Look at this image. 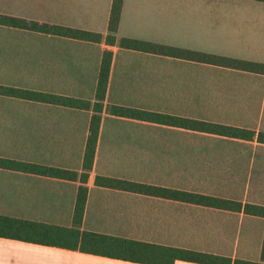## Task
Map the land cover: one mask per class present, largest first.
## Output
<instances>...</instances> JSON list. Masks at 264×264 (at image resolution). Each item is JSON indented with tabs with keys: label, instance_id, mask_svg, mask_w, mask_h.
<instances>
[{
	"label": "crops",
	"instance_id": "1",
	"mask_svg": "<svg viewBox=\"0 0 264 264\" xmlns=\"http://www.w3.org/2000/svg\"><path fill=\"white\" fill-rule=\"evenodd\" d=\"M252 1L237 3L241 12L234 16L228 13L227 7L225 12L219 9L228 3L226 0H123L90 170L84 169V156L107 44L0 24V85L70 96L91 103L90 108L69 107L0 94V215L260 260L264 229L256 257L236 251L228 253L225 251L229 245L226 238L212 239L211 230L193 229L195 220L180 216L170 220L159 216V211L174 206L235 213L243 219L264 221V217L96 182L97 176H103L204 193L243 204L264 205L259 200L260 193H253L249 199L222 194L229 179L227 174L232 170L221 157L223 155L208 156L210 163L206 166L187 164L197 154L194 141L197 138L248 142L263 149L264 144L258 143L256 137L252 140L230 138L118 116L109 110L113 105H121L235 125L254 130L256 134L264 131V74L126 49L119 43L122 37H129L264 63V2ZM112 2L0 0V14L106 35ZM49 111L57 112L59 117L53 120L48 116ZM6 124L21 126L25 132L18 131L15 135L4 128ZM41 125L53 132L51 142H40ZM148 127L159 130L149 134ZM76 129H80V133H74ZM177 158L183 162L177 165ZM4 160L9 161V165H2ZM26 164L69 171L60 177L26 170ZM213 164L217 165L213 167ZM210 181H219L218 189L208 187L206 182ZM251 182L250 175L243 180L246 196ZM81 189L86 191L85 205L81 222L75 224ZM236 244V240L231 243ZM0 264L148 263L110 253L0 236ZM174 264L203 263L177 259Z\"/></svg>",
	"mask_w": 264,
	"mask_h": 264
},
{
	"label": "trees",
	"instance_id": "2",
	"mask_svg": "<svg viewBox=\"0 0 264 264\" xmlns=\"http://www.w3.org/2000/svg\"><path fill=\"white\" fill-rule=\"evenodd\" d=\"M256 1L264 2V0ZM122 5L123 0H113L108 22V34L106 35L87 29L43 23L0 14V24L2 25L18 27L21 29H29L33 31L47 32L83 41L97 43L105 42L107 44V47L104 48L101 60L97 86L98 101L93 106L95 113L91 119L90 134L86 144L84 156V169L88 170L92 168L95 158L101 112L104 108L102 101L105 98L107 90L108 78L114 52L113 45H115L117 42V30L120 21ZM119 43L121 47L126 49L150 52L195 62L210 63L213 65L264 74L263 62L185 49L172 45H165L129 37H122ZM0 94L24 100H39L69 107L90 108L91 106L90 101L87 100L31 90L24 87L0 85ZM109 110L118 116L140 119L230 138L252 140L256 137L258 143L264 144V131H259L258 134H256L254 130L240 128L235 125L187 118L121 105H113L109 108ZM8 162L9 161L7 160L2 161V165H9ZM25 169L49 173L51 175L60 177L66 176L65 173L69 171L43 165H32L28 167L27 164ZM96 182L103 186L159 196L161 198L176 200L184 203L211 206L233 211H243L246 214L264 217V205L260 204H253L249 202L243 204L241 201L225 199L204 193L103 176H97ZM85 195V189H81L79 191V198L77 201L74 217L75 224L81 222L85 205ZM0 236L25 239L32 242L66 247L70 249L110 253L121 256L125 259L148 264H174L177 259L203 264H264V237L261 258L258 261H252L195 249L177 247L173 245L137 241L79 229L75 230L62 226L50 225L3 215H0Z\"/></svg>",
	"mask_w": 264,
	"mask_h": 264
},
{
	"label": "rangeland",
	"instance_id": "3",
	"mask_svg": "<svg viewBox=\"0 0 264 264\" xmlns=\"http://www.w3.org/2000/svg\"><path fill=\"white\" fill-rule=\"evenodd\" d=\"M228 3L224 6L219 7L221 11H226L225 7L228 8V13L238 16L241 10L236 6L239 2H254L252 0H226ZM233 5L237 8L234 9ZM215 4H212L214 7ZM48 116L53 118V120L59 117V114L55 111H49ZM40 128L41 135L39 137L40 142H51L53 137V132L50 128H45L43 125ZM54 126V124H53ZM21 126H16L12 124H6V130L11 131L16 135L18 131L25 132L20 128ZM25 127V126H23ZM146 129V128H143ZM159 129L148 127L147 131L149 134L156 133ZM26 132H30L26 130ZM74 133H80V129L73 130ZM5 132H3L4 135ZM10 133V132H9ZM52 136V139L50 137ZM43 136H46L44 138ZM43 137V139H41ZM193 140V139H191ZM196 146L195 159L187 164H198L201 166H206L210 163V157L208 156H221L225 158L226 165L229 170L227 174V182L223 186L222 194L228 197L236 199H249L252 194H261L260 201L264 202V148L262 149L259 145H254V143L248 142H225L214 138H197L194 140ZM4 142L7 140L4 139ZM73 142H76L75 140ZM213 154V155H209ZM200 156V157H196ZM205 156V157H204ZM234 158V159H233ZM203 159V160H201ZM177 160L181 164L183 161ZM186 162V161H184ZM186 164V165H187ZM212 165V164H211ZM217 165V164H216ZM213 164V167L216 166ZM252 172V174L250 173ZM252 178V186L248 191L246 196V191L244 192L243 180L244 178ZM208 187L217 188L220 186L219 181L206 182ZM192 185V184H190ZM199 186L200 184H194ZM159 216L168 217L170 220L175 219L180 216V218H186L190 220H195L193 223V229L197 231H212V239L221 237L226 238L229 241V245L226 246L225 251L228 253L237 252L238 254L256 257L259 251L262 234L264 229V221L261 219L244 218L240 214L235 213H223L217 210L210 209H179L174 206H167L164 210L159 211ZM163 217V218H164ZM236 240V245H231L232 241ZM252 250L251 252H247Z\"/></svg>",
	"mask_w": 264,
	"mask_h": 264
}]
</instances>
